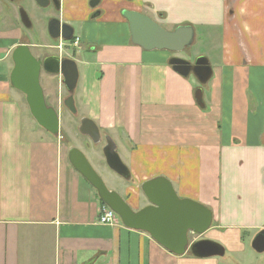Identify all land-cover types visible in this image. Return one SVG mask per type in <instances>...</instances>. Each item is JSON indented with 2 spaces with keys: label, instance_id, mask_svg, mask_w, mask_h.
<instances>
[{
  "label": "crops",
  "instance_id": "crops-1",
  "mask_svg": "<svg viewBox=\"0 0 264 264\" xmlns=\"http://www.w3.org/2000/svg\"><path fill=\"white\" fill-rule=\"evenodd\" d=\"M61 1L62 12L88 24V0ZM108 2L167 30L192 26L195 44L206 37L213 45L212 77L206 85L184 78L169 65L177 55L134 45L126 19L123 42L93 40L84 30L73 57L74 104L103 139L90 155L81 150L105 160V139L113 140L131 180L109 189L134 211L149 205L142 185L161 177L180 199L207 207L212 226L191 242H217L225 254L177 256L146 232L100 224L103 204L70 163L67 135L40 127L11 85L12 52L25 42L0 40V264H238L245 253L256 261L250 250L264 255L252 248L264 231V0ZM184 54L190 62L204 56Z\"/></svg>",
  "mask_w": 264,
  "mask_h": 264
},
{
  "label": "water",
  "instance_id": "water-1",
  "mask_svg": "<svg viewBox=\"0 0 264 264\" xmlns=\"http://www.w3.org/2000/svg\"><path fill=\"white\" fill-rule=\"evenodd\" d=\"M36 1L41 5L49 2ZM96 4L97 1L91 6L95 7ZM22 16L26 18L24 13ZM123 17L128 22L132 43L143 50L181 53L194 44L196 34L192 26H179L173 31H168L139 12L124 10ZM49 30L54 39H60L62 36L63 40L71 41L73 37V29L57 20L51 21ZM12 61V87L24 94L37 124L53 136H58L61 128L59 111L48 106L41 75L46 72L64 78V85L69 93L66 105L75 113L74 94L79 81L77 63L59 55L38 59L26 44L14 49ZM169 65L184 78L194 76L202 85H206L212 77V68L204 56L198 57L194 62L172 57ZM79 132L89 137L94 144L102 141L99 127L90 118L81 120ZM105 140L103 155L107 166L124 180L130 181V170L118 154L116 144L110 137ZM69 160L74 169L96 190L100 202L112 209L126 228L148 233L162 247L177 256H182L188 251L200 259L224 256L225 248L217 242L207 239L191 242V235L203 236L211 228L213 214L197 202L180 199L172 183L166 178H156L142 185L141 190L149 205L140 211H134L117 191L108 188L82 150L71 148ZM252 248L258 253L264 252V231L255 236Z\"/></svg>",
  "mask_w": 264,
  "mask_h": 264
},
{
  "label": "rangeland",
  "instance_id": "rangeland-1",
  "mask_svg": "<svg viewBox=\"0 0 264 264\" xmlns=\"http://www.w3.org/2000/svg\"><path fill=\"white\" fill-rule=\"evenodd\" d=\"M92 1L93 0H88L87 2L88 3L87 7L89 8L88 16L91 13L90 11L92 10L91 8ZM124 5L125 3L121 4V6ZM99 7L103 11V16L98 20L97 23L87 20L88 24L85 26V36L89 35L90 37L93 38V40H99L100 42H105V41L123 42L122 34L123 32L128 31V25L127 23H125L124 20L125 18L123 17L124 10H121V7L117 9L116 7H114V4L108 2V0L101 2ZM21 11H24L27 14L31 23V28H30L31 30H28L29 28L27 29V27L26 28L24 27L25 29L23 28L20 18L19 21L16 20L18 18L16 16L17 15L19 16V12ZM61 15L64 21H70L71 24L78 23L79 21L76 19L83 18L80 15L73 17L72 15L68 14V12L65 13L64 11L61 13V10L59 12L57 4L50 5L48 8H41L36 4L34 0H18L15 3H10L5 0H0V40L2 41V44H8L13 41L21 42V40H26L32 44H36L38 45L37 47L39 48L37 47L31 48L32 54L36 58H45L50 55H59L62 58L73 59V57H75L74 56L75 47L66 46L63 49V51H58L56 48L55 49L46 48V46H54V47H57L58 45L60 46V43L58 44V42L55 41L57 39L52 38L53 40H51L50 38H48L47 28L52 18H59L61 17ZM120 21H123V23H121L123 27L122 25H120L119 23ZM79 27L80 26H77L75 30L79 31L80 29ZM214 40L217 41V38ZM84 46L85 45H82L80 47H84ZM188 50H190V52H193L194 54H196V52H200L205 57H208L209 52L213 50V45L211 41L205 37L204 39H202V44L200 43L195 44V40H194V44ZM185 52L186 50L176 55L182 58L183 56L185 57L184 54ZM8 63L11 64V61H8ZM57 78L58 77L56 76H52V75L49 76L47 74L42 73L41 84L43 86L44 92L45 91L47 92V94L45 93V96L48 95L46 96V101L48 103V106L54 107L56 110L58 109L59 111L60 121H62L63 123L60 136L63 139L66 134L67 135L66 142L68 146L72 148L79 147L80 150L81 149L85 150L84 152L90 155L88 151H91L92 149L96 150V148L100 146V143L94 144L87 137L80 134L79 127L81 125L82 119L80 120V115L78 112H80L81 109H79L76 106V104H74L76 108V112L73 113L70 112V110L67 107L61 104L63 98L65 97V94H66L65 100L69 98V95L65 90V88L62 89V87H60V84L58 82L53 83V81H56ZM35 126L38 127L36 123ZM86 157L89 160L90 164L93 166V168L96 170V172L104 180L108 188L109 187H116L117 189L121 188L120 185L124 181L123 178L117 175L109 167H106L105 160L102 159L100 161H97V159L93 158L92 156L90 157L86 156ZM97 163L98 166H96ZM97 167L99 170L97 169ZM249 252L252 258L253 257L256 258V261H252V259L248 258L245 253L241 255V260L237 259L238 264H264V259H262L264 258V255L256 254L251 250Z\"/></svg>",
  "mask_w": 264,
  "mask_h": 264
},
{
  "label": "flooded vegetation",
  "instance_id": "flooded-vegetation-1",
  "mask_svg": "<svg viewBox=\"0 0 264 264\" xmlns=\"http://www.w3.org/2000/svg\"><path fill=\"white\" fill-rule=\"evenodd\" d=\"M5 1H7V2H10V3H15V2H17L18 0H5ZM35 2H36V4L39 6V7H41V8H48L50 5H53V4H57L58 5V10H59V12H60V10H61V13H62V6H61V0H48L49 2H47L46 4H44V5H41V4H39L36 0H34ZM97 1V4H96V6L95 7H92L91 6V8H92V12L90 13V15H89V17H88V20L89 21H93V22H98V20L103 16V11L100 9V4H101V2H100V0H93L92 1V3L93 2H96ZM91 3V4H92ZM22 13H24L25 15H26V18L24 19L23 18V16H22ZM60 14V13H59ZM16 17H18L16 20L17 21H19V18H20V21H21V23H22V26H23V28L25 27H27V29L28 30H31L30 28H31V23H30V20H29V18H28V16H27V14L24 12V11H21V12H19V16L17 15ZM53 20H57V21H59L62 25L63 24H65V25H68V26H70L72 29H73V37H72V39H71V41H65V40H63L62 39V36L60 37V39H57V40H55V41H57L58 42V44L61 42V45L59 46H57V47H54V46H46V48H48V49H57L58 51H63V49L66 47V46H72V47H75V51H76V49L79 47V44H80V42H81V36H82V33L84 32V30H85V26H86V24L85 23H83V22H78V23H73V24H71L70 23V21H64L63 19H62V15H61V17H59V18H52L51 20H50V22H49V24H48V28H47V35H48V38H50L51 40H53L52 39V36H51V34H50V23H51V21H53ZM88 21H86V23H87ZM120 25H122L121 23H120ZM77 26H80L79 28V31H76L75 30V28H77ZM122 27H123V25H122ZM24 28V29H25ZM25 43L24 44H26V45H28L29 46V48L31 49L32 47H34V48H36L38 45H36V44H32V43H30L29 41H26V40H23ZM21 45V44H20ZM19 46V45H18ZM37 48H39V47H37ZM14 51V50H13ZM31 52H32V50H31ZM13 53V52H12ZM51 56V55H50ZM38 59H43V58H38ZM194 61V60H193ZM43 74H48V73H46V72H42ZM48 75H50V74H48ZM52 76H54V75H52ZM56 77H58L57 78V82L60 84V87H62V88H65V90H66V87H65V85H64V78L62 77V76H56ZM79 78H80V74H79ZM67 91V90H66ZM67 93H68V91H67ZM68 95H69V93H68ZM62 105H64L65 107H67L69 110H70V112H72L71 111V109L66 105V100H64V101H62V103H61ZM74 113V112H73ZM86 137V136H85ZM87 138H89V137H87ZM91 140V139H90ZM92 141V140H91Z\"/></svg>",
  "mask_w": 264,
  "mask_h": 264
},
{
  "label": "built area",
  "instance_id": "built-area-1",
  "mask_svg": "<svg viewBox=\"0 0 264 264\" xmlns=\"http://www.w3.org/2000/svg\"><path fill=\"white\" fill-rule=\"evenodd\" d=\"M119 220L116 213L107 206H102L99 223L106 226H115Z\"/></svg>",
  "mask_w": 264,
  "mask_h": 264
}]
</instances>
